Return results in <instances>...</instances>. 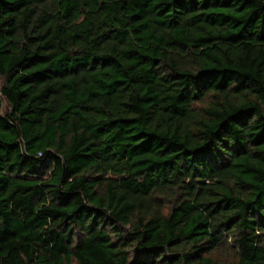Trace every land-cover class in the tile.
<instances>
[{"label":"trees","instance_id":"obj_1","mask_svg":"<svg viewBox=\"0 0 264 264\" xmlns=\"http://www.w3.org/2000/svg\"><path fill=\"white\" fill-rule=\"evenodd\" d=\"M0 264H264V0H0Z\"/></svg>","mask_w":264,"mask_h":264}]
</instances>
